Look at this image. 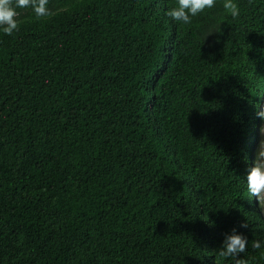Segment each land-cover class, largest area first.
Masks as SVG:
<instances>
[{"label":"trees","instance_id":"16d2710c","mask_svg":"<svg viewBox=\"0 0 264 264\" xmlns=\"http://www.w3.org/2000/svg\"><path fill=\"white\" fill-rule=\"evenodd\" d=\"M171 0H49L0 34V264H230L264 102V0L191 25Z\"/></svg>","mask_w":264,"mask_h":264},{"label":"clouds","instance_id":"9594fccd","mask_svg":"<svg viewBox=\"0 0 264 264\" xmlns=\"http://www.w3.org/2000/svg\"><path fill=\"white\" fill-rule=\"evenodd\" d=\"M222 7L221 21L203 33V40L213 33L221 31V25L227 18L236 20L241 14L240 0H219ZM218 0H171L167 6L165 16L171 21L183 25H191L193 18L208 13L216 8ZM30 9L35 19L51 17L55 14L49 6V0H0V34L12 36L19 30L21 23L19 10ZM256 116L261 121L259 127V143L256 149L254 166L247 170L246 192L248 201L255 199L258 203L260 214L264 216V102L256 105ZM247 222L240 223L229 232L223 234V240L218 250V255L230 261V264H248L244 254L247 251L249 240L240 229H248ZM253 249L264 247V240H252Z\"/></svg>","mask_w":264,"mask_h":264}]
</instances>
